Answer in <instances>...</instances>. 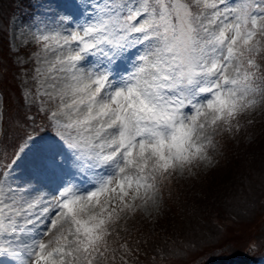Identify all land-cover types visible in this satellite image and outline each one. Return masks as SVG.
Returning <instances> with one entry per match:
<instances>
[{
  "label": "snow or ice",
  "instance_id": "snow-or-ice-1",
  "mask_svg": "<svg viewBox=\"0 0 264 264\" xmlns=\"http://www.w3.org/2000/svg\"><path fill=\"white\" fill-rule=\"evenodd\" d=\"M37 3L11 153L0 93V264H144L221 141L264 116V0Z\"/></svg>",
  "mask_w": 264,
  "mask_h": 264
},
{
  "label": "trees",
  "instance_id": "trees-1",
  "mask_svg": "<svg viewBox=\"0 0 264 264\" xmlns=\"http://www.w3.org/2000/svg\"><path fill=\"white\" fill-rule=\"evenodd\" d=\"M29 8H31L30 0H0V81L2 79L0 93L3 94L7 103L9 137L6 143L9 153H11V145L21 134L18 131L17 120L21 115L20 112L23 111V99L17 81L7 77L13 73L16 78L20 69L11 53L8 25L12 14L23 12ZM241 125L242 130L235 137L228 136L221 141L219 167L203 173L195 187L187 192V214L180 217L177 215V209H172L169 212L171 218L167 221V225L157 229L152 234L150 242L144 244L145 251L141 253L144 264H152L156 260L160 264H169L168 261L171 258L175 259L179 255H183L182 264H192L196 260L193 261L189 258L193 255L194 248L202 245L208 247L216 245L218 243L216 237L221 235L227 227L225 222L230 223L231 230H234L239 220L247 215L250 218L249 223L255 224L253 216L255 217L260 212L264 199V116H255V121L251 125L246 124L245 120H241ZM248 137L251 138L250 141H247ZM250 142L251 144H248ZM258 175L259 177L262 175L263 185L254 189L261 196L258 197L259 194H257L250 197L247 187L256 181L253 178ZM245 200H247V206L241 207ZM185 227H188L189 232L193 231V233L187 234ZM199 228L200 231H197ZM232 239L240 240L239 236L228 238L224 242L226 247L233 241ZM165 242H167L168 253L174 254H168L162 250L165 247ZM176 244L181 245L177 247ZM245 246L241 249L240 257H234L233 261L225 262L256 264L262 261L264 258V235L256 243L254 250L247 248L245 251ZM153 248L157 250L153 251ZM222 251H217L214 255H223ZM231 251L236 252L235 250ZM244 252H247L248 255L245 256ZM220 262L223 261L205 259L195 263L220 264Z\"/></svg>",
  "mask_w": 264,
  "mask_h": 264
},
{
  "label": "rangeland",
  "instance_id": "rangeland-1",
  "mask_svg": "<svg viewBox=\"0 0 264 264\" xmlns=\"http://www.w3.org/2000/svg\"><path fill=\"white\" fill-rule=\"evenodd\" d=\"M31 2V8L29 10H24L20 13H14L10 17V22L8 25V39L10 42V48L11 53L14 56L15 63L20 67L18 74L16 78H14V74H9L7 77L10 80L17 81L18 86L20 87L21 93L23 94V89L25 88V83L32 84L31 81V74L32 70L34 68V53L38 52L40 50L39 45L36 43L34 37L31 35V33L28 30V25L32 23L33 17L42 11L40 5L37 3V0H30ZM62 2V0H60ZM21 24L24 25V27H21ZM2 81V79H1ZM0 81V82H1ZM23 102V101H22ZM23 111H21V115L18 117L17 125H19V121L23 117V113L26 111L23 103ZM261 115L260 112L256 113V117H259ZM21 117V119H20ZM263 117V116H262ZM246 119V118H245ZM244 120V119H242ZM251 138L248 137L247 141H250ZM248 144H251L248 143ZM264 148V147H263ZM262 148V149H263ZM208 172V170H204L203 173ZM258 177V178H257ZM256 180L252 185H249L247 187L248 192L250 193V197L253 195L259 194L255 187H260L263 185V177L262 175L259 177L255 176L253 180ZM251 186V187H250ZM263 195V194H262ZM261 196V194L258 195V197ZM264 197V196H263ZM243 202V201H242ZM241 202V203H242ZM247 206V200L244 201V203L241 205V207ZM262 208L260 209V212L256 214L254 218L255 224L252 225L249 223L250 218L246 215L245 218H241L239 222L235 225L234 230H231L228 222L227 227L222 231L221 235H218L216 238L218 243L214 246H204L201 247H195L193 250V255L189 258L193 261H200L208 259L209 261L212 259H220L222 261H233L234 257H240L242 248L245 246V251L247 248H249V243H258L260 238L264 235V199L262 203ZM168 213L167 221L171 218ZM164 223V226L167 225L168 222ZM188 227H191L188 225ZM186 228V233L189 234L190 232L193 233V231L189 232V228ZM201 228V227H200ZM200 228L197 231H200ZM191 229V228H190ZM203 232V230H202ZM263 233V234H262ZM262 235V236H261ZM239 236L240 240H233L227 247L226 242L227 239L231 237L237 238ZM215 238V239H216ZM198 244V243H197ZM181 244H176L178 247ZM202 251H201V250ZM223 250V251H222ZM231 250H235L236 252H233ZM217 251H222L223 255L215 256L214 254ZM184 254V253H182ZM244 255L247 256V252H244ZM182 257L183 255L177 256V258L173 259L171 258L169 262L171 264H182ZM195 259V260H194ZM195 261V262H196ZM192 264H196V263ZM184 264V263H183ZM187 264V263H185ZM200 264V263H197ZM260 264H264L260 263Z\"/></svg>",
  "mask_w": 264,
  "mask_h": 264
}]
</instances>
